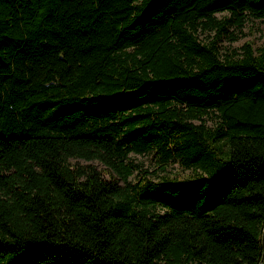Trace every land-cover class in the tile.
<instances>
[{
  "label": "trees",
  "instance_id": "trees-1",
  "mask_svg": "<svg viewBox=\"0 0 264 264\" xmlns=\"http://www.w3.org/2000/svg\"><path fill=\"white\" fill-rule=\"evenodd\" d=\"M263 226L264 0H0V264H258Z\"/></svg>",
  "mask_w": 264,
  "mask_h": 264
},
{
  "label": "rangeland",
  "instance_id": "rangeland-1",
  "mask_svg": "<svg viewBox=\"0 0 264 264\" xmlns=\"http://www.w3.org/2000/svg\"><path fill=\"white\" fill-rule=\"evenodd\" d=\"M243 31L244 32L236 40H229V39L224 38L221 40V44L225 47L228 46L229 48L238 47L241 44H243L245 41L252 42L254 46L260 44L262 40L260 28L256 26L255 24H253L250 19L247 20V22L245 23ZM129 154L135 161L140 163L141 167L147 168L151 172L152 175H157L163 172H167L170 174L183 176L190 172L188 168H184L180 166L178 162H170L166 169L160 168V165L155 161V158L152 152L137 153V152L131 151ZM70 159L71 161L80 162V163H85V162L90 161V162L95 163L99 168H105V164L98 159H85L82 157H71ZM136 172H137V169H135L130 174L129 177L132 179H135L138 174ZM104 174L105 176L109 177L110 172L105 168ZM120 181H122L121 178H120ZM263 261H264V256H263Z\"/></svg>",
  "mask_w": 264,
  "mask_h": 264
},
{
  "label": "water",
  "instance_id": "water-1",
  "mask_svg": "<svg viewBox=\"0 0 264 264\" xmlns=\"http://www.w3.org/2000/svg\"><path fill=\"white\" fill-rule=\"evenodd\" d=\"M261 240H262V244L264 246V226H263L262 233H261ZM263 256H264V249H263V252H262L261 259H260L258 264H264Z\"/></svg>",
  "mask_w": 264,
  "mask_h": 264
}]
</instances>
